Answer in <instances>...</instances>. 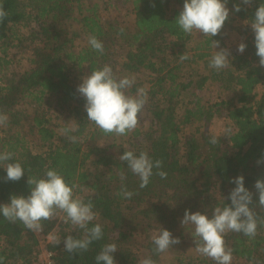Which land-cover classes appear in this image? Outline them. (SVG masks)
Segmentation results:
<instances>
[{
	"label": "trees",
	"instance_id": "16d2710c",
	"mask_svg": "<svg viewBox=\"0 0 264 264\" xmlns=\"http://www.w3.org/2000/svg\"><path fill=\"white\" fill-rule=\"evenodd\" d=\"M103 1L0 0L8 13L0 23V74L8 73L4 87L0 86V113L8 117L7 126L0 127V147L1 152L14 154L6 163L19 162L25 170L13 182L6 180L0 168V205L10 203L11 195L29 196L28 176L43 178L54 169L69 185H76L74 196L93 203L97 219L88 227L98 223L103 231L102 239L93 241L88 251L69 254L64 239L68 235L83 239V229L56 217L43 222L41 242L19 220L11 223L0 215V257L3 264H34L46 243L53 264H96L103 246L114 243L115 231V264H140L130 249L139 239L147 258L156 261L160 253L154 251L151 232L162 228L180 240L170 248L182 250L173 256L177 264H215L202 255L193 259L186 254V250L196 252L194 228L182 226L181 220L185 210L211 218L214 207L230 205L228 196L236 186L231 181L239 176L252 193L249 207L258 221L264 220L254 187L257 180L264 181V67L255 54L249 25L264 0H252L249 5L228 0L229 19L212 40L227 49L226 32L235 30L246 48L242 54L228 49L231 62L219 72L209 67L214 51L220 50L211 46V39L186 35L176 25L184 0ZM105 5L104 11L113 5L129 8L132 30L117 20L102 19ZM234 5L241 10L236 12ZM22 30H27L35 57L27 70L15 73L8 50L22 45ZM89 36L102 42L103 54L91 48ZM182 54L189 59L181 61ZM105 65L117 78H134L128 95L135 96L139 88L147 92L139 126L123 137L105 136L89 121L85 100L77 92L82 78ZM216 118L233 125L227 138L231 154L222 149L218 137L216 145L209 143L214 136L209 126ZM73 125L76 131L62 134L61 129ZM96 135L114 143L106 148L92 145ZM68 136H76L77 142ZM31 146L45 150L33 153ZM126 151L137 156L146 152L153 162H163L160 169L153 168L145 188L139 187V177L126 162L119 160ZM157 171L166 172L167 178L155 175ZM122 184L135 193L131 199L117 195ZM53 237L61 243L54 246ZM224 240L233 262L264 264V225L258 224L254 238L229 232Z\"/></svg>",
	"mask_w": 264,
	"mask_h": 264
},
{
	"label": "clouds",
	"instance_id": "9594fccd",
	"mask_svg": "<svg viewBox=\"0 0 264 264\" xmlns=\"http://www.w3.org/2000/svg\"><path fill=\"white\" fill-rule=\"evenodd\" d=\"M245 5L251 4L252 0H242ZM228 0H184L182 11L175 19L178 28L186 35L198 34L210 38L211 46L219 51H214L209 62V67L217 72L229 67L230 52L220 48L219 41L212 40V37L219 35L225 22L229 19V10L226 7ZM234 10L241 9L234 5ZM8 16V13L0 5V23ZM254 33V44L256 56L259 58V65L264 67V3L256 9L254 19L249 24ZM123 31V29H121ZM88 43L91 48L103 54L104 47L96 36H89ZM246 44L241 42L237 51L243 53ZM180 60L189 59L187 54L180 55ZM135 83L134 78H117L110 66L105 65L102 69L92 71L77 87V92L85 100L84 110L87 119L91 121L105 136L123 137L133 132L140 124V117L147 103V92L145 88L137 89L135 96L128 95L127 90ZM8 117L0 113V127H6ZM77 130V126L61 129L62 134ZM224 137L231 134L230 128H225ZM68 139L75 143L76 136H68ZM218 138L213 136L209 143L216 145ZM14 154L9 151L0 152V168L6 172L7 181H19L25 174L21 163H6L13 160ZM121 162H126L131 172L140 179V188H145L153 176V168L160 169L163 162L153 160L146 152L138 156L133 151L123 152L119 156ZM259 163V161H258ZM155 175L161 179L167 178V173L157 171ZM121 180L125 177L120 174ZM236 186L231 190L228 199L230 205L214 207L212 217L209 218L200 212L189 213L185 210L181 225H192L194 228L195 251L204 257L210 258L215 264H231L233 259L232 250L226 246L224 236L229 232L242 233L245 236L254 238L257 235L258 224L264 225V220L257 219L254 208L249 207L253 203L252 193L244 187V178L239 176L233 181ZM27 184L30 186V195L10 196V203L0 205V215L11 223L19 220L24 227L39 234L43 232V222L54 220L59 213L65 214L66 221L73 226L83 229L85 237L76 239L68 235L63 243L64 250L69 254L86 252L93 241L103 237L100 224L89 228L90 222L97 219V213L93 211L94 205L91 201L85 202L83 198L74 196L76 185H69L63 176L54 169L46 171L43 178L28 176ZM258 192V206L264 209V181L257 180L254 185ZM117 195L125 199H131L135 193L128 191L122 184ZM156 253H165L173 245L179 244L178 238H173L168 230L159 228V232L152 236ZM54 246L61 243L59 237H53ZM117 251L114 243L103 246L101 252L96 255V264H115L113 253ZM51 255V254H49ZM0 264L3 258L0 257ZM140 264H155L151 258H145Z\"/></svg>",
	"mask_w": 264,
	"mask_h": 264
},
{
	"label": "rangeland",
	"instance_id": "374dc122",
	"mask_svg": "<svg viewBox=\"0 0 264 264\" xmlns=\"http://www.w3.org/2000/svg\"><path fill=\"white\" fill-rule=\"evenodd\" d=\"M103 2L106 3V0H104ZM107 6H103L100 12V16L102 19L104 20H117L118 23H121L122 25H125V27H128L129 30H132V25H133V14L130 12V9L127 8H121V6L115 8V5L110 6L105 10ZM24 35L25 40L22 42V45H20L18 48H10L8 50V55L10 57V59L13 60V64H12V68L14 70L15 73L22 72L25 69L27 70L32 64H31V60L34 59L35 57V52H34V45L31 43V40L28 36L27 30H22L21 31ZM226 37H227V42H228V48L230 51L233 52H238L237 51V46L242 42L240 36L237 34V32L235 30H229L226 32ZM76 43H79V40L77 38ZM17 45V43L15 44ZM77 45V44H76ZM8 77V73H3L0 74V86L4 87V82ZM259 92H262V89L259 90ZM225 97H227V95H225ZM225 128H230L231 132L234 130L233 125L230 123V121H228L227 119L224 118H216L212 121V123L209 126V131L212 135L218 137L219 139H221V145H222V149L224 151H226L228 154L233 153L229 144V141L227 140V138L229 137H224V129ZM186 133H190L189 130L185 131ZM89 140L86 141V143L84 144V149L87 150L88 144H89ZM113 139L111 138H106L100 135H96L94 140L92 141V145L95 146H99L101 148H106L108 147L110 144H113ZM31 149L33 151V153H41L43 150L45 149H39L38 147L35 146H31ZM0 152H1V147H0ZM57 218L59 221L65 222L66 221V217L63 213H59L57 215ZM65 223H69L71 226V222H65ZM181 229L177 228L176 233L180 232ZM118 232L113 231L112 233V239L114 244L117 245V242H115L116 240V234ZM158 231H152L151 235L153 236L154 234H157ZM144 238V237H141ZM46 243H43L42 246L45 247ZM134 249H130L131 252L134 254V256H138L139 257V261L147 258L146 256V249H143V244L139 241V239L137 240V242L134 244ZM187 247V246H186ZM188 249V248H186ZM183 249V250H186ZM177 252H182V250H178V249H169L167 252L165 253H160L158 258L156 259L155 264H177L174 259L173 256L177 253ZM186 254H189L193 259H195L196 257H201V255H198L195 251V253H193L191 250H186ZM193 254L195 256H193ZM188 255V256H189ZM195 257V258H194ZM231 264H262L259 261L257 262H233L231 261Z\"/></svg>",
	"mask_w": 264,
	"mask_h": 264
},
{
	"label": "built area",
	"instance_id": "2783aa9c",
	"mask_svg": "<svg viewBox=\"0 0 264 264\" xmlns=\"http://www.w3.org/2000/svg\"><path fill=\"white\" fill-rule=\"evenodd\" d=\"M37 236H39L41 239L40 241L43 242V240L45 239L44 237H42V233L36 234ZM48 241L50 240L49 236H47ZM50 252H48L47 250H45L44 247H41L40 249V253L37 255V257L35 258V262L34 264H53L52 262V254Z\"/></svg>",
	"mask_w": 264,
	"mask_h": 264
}]
</instances>
